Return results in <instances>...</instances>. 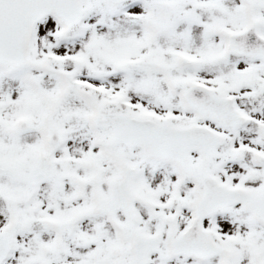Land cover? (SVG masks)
<instances>
[{"label": "snow or ice", "instance_id": "snow-or-ice-1", "mask_svg": "<svg viewBox=\"0 0 264 264\" xmlns=\"http://www.w3.org/2000/svg\"><path fill=\"white\" fill-rule=\"evenodd\" d=\"M0 264H264V0H0Z\"/></svg>", "mask_w": 264, "mask_h": 264}]
</instances>
